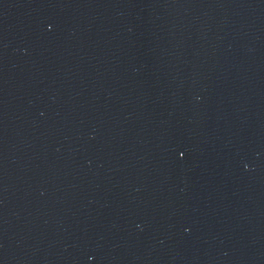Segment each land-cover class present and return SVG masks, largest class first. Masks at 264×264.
Returning <instances> with one entry per match:
<instances>
[{
  "label": "water",
  "instance_id": "1",
  "mask_svg": "<svg viewBox=\"0 0 264 264\" xmlns=\"http://www.w3.org/2000/svg\"><path fill=\"white\" fill-rule=\"evenodd\" d=\"M0 264H264V0H0Z\"/></svg>",
  "mask_w": 264,
  "mask_h": 264
}]
</instances>
